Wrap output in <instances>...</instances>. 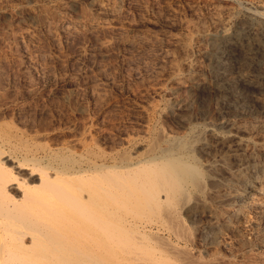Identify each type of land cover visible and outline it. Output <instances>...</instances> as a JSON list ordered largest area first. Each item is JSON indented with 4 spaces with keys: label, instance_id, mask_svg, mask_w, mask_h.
Masks as SVG:
<instances>
[{
    "label": "rangeland",
    "instance_id": "1",
    "mask_svg": "<svg viewBox=\"0 0 264 264\" xmlns=\"http://www.w3.org/2000/svg\"><path fill=\"white\" fill-rule=\"evenodd\" d=\"M103 17L129 32L131 41L121 42L117 29L91 35L72 23ZM227 18L263 35L264 0H0V150L3 156L13 152L6 165L17 173L15 163L24 157L30 163L34 154L55 171L67 154L78 163L93 151L133 155L147 144L188 141L186 161L215 181L204 179L203 195L191 191L193 213L184 209L179 220H163L175 225L177 236L163 230L162 221L159 234L168 237L164 246L172 251L167 253L175 264H264L262 204L254 203L235 229L213 242L204 229L209 218L201 212L227 209L218 200L237 187L231 176L237 157L252 156L259 165L264 160V82L238 83L248 97L235 116L221 113L217 92L188 86L216 84L206 53L211 34L220 33ZM68 25L63 37L56 33ZM164 30L165 37L158 35ZM150 32L158 38L142 39ZM235 67L230 76L246 75L253 83L264 72V58L251 70ZM25 175L18 169V176ZM197 199L205 204H195Z\"/></svg>",
    "mask_w": 264,
    "mask_h": 264
},
{
    "label": "bare ground",
    "instance_id": "2",
    "mask_svg": "<svg viewBox=\"0 0 264 264\" xmlns=\"http://www.w3.org/2000/svg\"><path fill=\"white\" fill-rule=\"evenodd\" d=\"M103 18L88 23L83 20L72 23L91 35L117 29L121 42L131 41L129 32L121 31ZM226 20V26L220 33L211 34L212 49L206 53L211 57L216 84L192 82L188 86L189 89L197 87L201 91L212 89L217 92L221 95V113L225 116L234 113L235 116V111L248 97L247 92L238 88V83L248 87L262 83L264 72L257 71L253 77L255 84L249 83L246 75L230 74L236 65L251 70L260 63L264 58V34L250 32L244 23ZM70 27L61 26L55 31L63 37ZM158 35L165 37L167 34L164 30ZM151 37L158 38L150 32L142 39ZM101 41L98 48L104 47V41ZM263 103L261 107L264 108ZM168 137L167 140L173 139ZM160 139L155 141L162 142ZM187 143L164 144L166 147L147 144L143 151L133 155L93 151L91 158L78 163L71 156L67 157L68 154H64L66 157L61 154L60 166L55 171L42 166L32 154V158H28L30 163L25 157L22 161H15L17 173L6 165L13 152L3 156L1 150L4 145L0 148V264H175V257L171 255V258L164 246V242L168 245V237L159 234L163 226L160 225L166 219L167 222L179 220L184 209L190 211L195 208L189 205L191 191L203 195L204 179L207 183L215 181L209 172V176L203 177L195 162L186 161ZM238 143L242 146L243 142ZM6 152L3 150L4 154ZM255 161L252 156L246 159L237 157V167L231 170L237 187L228 188L229 191H224L218 198V203L227 207L226 210L223 208L225 212L217 208L208 210L207 207L200 210L209 218L204 227L208 240L213 242L235 229L241 215L249 213L254 203L264 206V160L260 165ZM18 169H25L26 175L18 176ZM202 199H197L195 204L204 205ZM163 224L166 226L164 221ZM170 225L163 230L165 228L170 235L177 236L175 225Z\"/></svg>",
    "mask_w": 264,
    "mask_h": 264
}]
</instances>
